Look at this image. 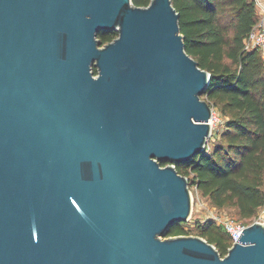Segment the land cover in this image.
I'll use <instances>...</instances> for the list:
<instances>
[{"label": "water", "instance_id": "1", "mask_svg": "<svg viewBox=\"0 0 264 264\" xmlns=\"http://www.w3.org/2000/svg\"><path fill=\"white\" fill-rule=\"evenodd\" d=\"M179 18L172 0H0V264H264V222L224 257L163 237L193 211L176 165L212 134Z\"/></svg>", "mask_w": 264, "mask_h": 264}, {"label": "trees", "instance_id": "2", "mask_svg": "<svg viewBox=\"0 0 264 264\" xmlns=\"http://www.w3.org/2000/svg\"><path fill=\"white\" fill-rule=\"evenodd\" d=\"M133 2L148 6L151 0ZM172 4L180 14L186 51L211 75L201 97L224 116L217 143L176 168L189 178L190 189L195 186L213 205L234 207L240 217L251 218L264 207V58L259 49H245L246 37L260 21L256 1L172 0ZM117 36L116 31L97 35L102 44ZM183 223L173 225L167 236L190 234ZM197 230L222 257L233 244L213 219L199 223Z\"/></svg>", "mask_w": 264, "mask_h": 264}, {"label": "rangeland", "instance_id": "3", "mask_svg": "<svg viewBox=\"0 0 264 264\" xmlns=\"http://www.w3.org/2000/svg\"><path fill=\"white\" fill-rule=\"evenodd\" d=\"M204 99V98H203ZM213 117L211 119L212 124V134L210 136L206 150H210L218 141V132L223 129L224 116L220 112L218 107H213ZM193 197V211L189 221L184 222L183 226L190 234L187 235H197V225L203 223L206 219H214L215 216L227 215L237 218L244 224L249 225L253 222L259 221L264 222V207L259 209L257 214L251 218H242L239 216L236 208L234 207H217L213 205L210 200L202 194L195 186L191 188ZM163 237H167L164 235Z\"/></svg>", "mask_w": 264, "mask_h": 264}, {"label": "built area", "instance_id": "4", "mask_svg": "<svg viewBox=\"0 0 264 264\" xmlns=\"http://www.w3.org/2000/svg\"><path fill=\"white\" fill-rule=\"evenodd\" d=\"M260 17L259 23L252 29L249 35L245 39V49H259L262 57L264 58V0H255ZM214 116V115H213ZM218 225H221L229 233L233 239V243L238 241V237L247 226L237 218L219 215L215 216L214 219Z\"/></svg>", "mask_w": 264, "mask_h": 264}]
</instances>
